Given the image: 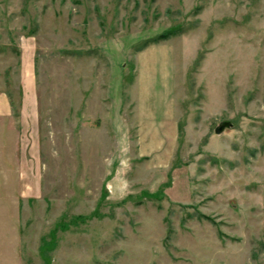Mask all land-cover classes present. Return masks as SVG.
<instances>
[{"label":"rangeland","instance_id":"374dc122","mask_svg":"<svg viewBox=\"0 0 264 264\" xmlns=\"http://www.w3.org/2000/svg\"><path fill=\"white\" fill-rule=\"evenodd\" d=\"M25 65L0 264H264V0H0L15 111Z\"/></svg>","mask_w":264,"mask_h":264},{"label":"crops","instance_id":"0c3cea01","mask_svg":"<svg viewBox=\"0 0 264 264\" xmlns=\"http://www.w3.org/2000/svg\"><path fill=\"white\" fill-rule=\"evenodd\" d=\"M31 70V66H23L22 74H24V72L26 74L25 76L23 75V89H21L20 98L18 99L19 102L17 101V105H19L18 111L14 110L15 99L13 98V96L8 91L0 90V137L4 138L2 144L4 145L5 143H7L9 147V151H6V146H1L0 143V177L3 180H1L2 184L8 183V179L10 177L16 176V168H19L20 170L23 169V162L21 160L17 161V152L19 147L22 150L24 137L27 138V142L30 141L33 143V139L31 138V140H29L28 138L29 133L24 132L25 127L29 128L28 122L31 121L32 123H34V121L37 119V114H35L34 112L32 81L29 75ZM164 99L165 105L161 110H163V112L165 110V117L157 116L159 118L158 120H156V116H152L151 110L152 112L154 110H157L156 108H152L153 105L163 106L161 101L158 98H153L148 102L146 101V106L143 103V106H145L144 110H146L147 112H143L141 114V120L139 124L141 130L148 128L153 129V131L157 130L156 133H158V130L164 129L163 131L166 132V136L175 135L176 125L174 122H171L173 121V118L168 114L169 99L166 96L164 97ZM29 108L31 112H29ZM153 117L155 118V120L153 119ZM166 129H168L170 132H168ZM156 137L159 139L158 135H156ZM19 144H21L22 146ZM159 147H161V144H159V141H156L155 149L158 150Z\"/></svg>","mask_w":264,"mask_h":264},{"label":"trees","instance_id":"16d2710c","mask_svg":"<svg viewBox=\"0 0 264 264\" xmlns=\"http://www.w3.org/2000/svg\"><path fill=\"white\" fill-rule=\"evenodd\" d=\"M172 34H170V35H165V36H162V37H159V38H157L155 41H153L154 43H157V42H159V41H164V40H167L170 36H171ZM149 44V42H146L144 45L146 46V45H148ZM178 129H179V126H178ZM169 184V183H168ZM140 195H142V196H144V197H147L148 199H160V198H165L166 196L163 194V188L162 187H160L156 192H154V193H149V192H146V191H144V192H141L140 193ZM140 195H138V196H140ZM139 202H140V199L138 200ZM48 243H50V241L49 242H47L46 243V246L45 247H47L46 249H49L48 247L49 246H51V245H48ZM43 248V247H42ZM42 248H40V249H42Z\"/></svg>","mask_w":264,"mask_h":264},{"label":"water","instance_id":"95a60500","mask_svg":"<svg viewBox=\"0 0 264 264\" xmlns=\"http://www.w3.org/2000/svg\"><path fill=\"white\" fill-rule=\"evenodd\" d=\"M231 124L229 122H222L215 128V133L220 134L222 133L226 128H230Z\"/></svg>","mask_w":264,"mask_h":264}]
</instances>
